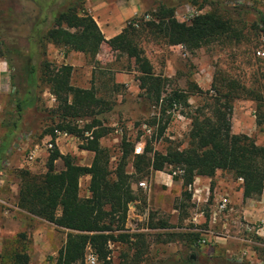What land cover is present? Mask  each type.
Here are the masks:
<instances>
[{"label": "rangeland", "instance_id": "374dc122", "mask_svg": "<svg viewBox=\"0 0 264 264\" xmlns=\"http://www.w3.org/2000/svg\"><path fill=\"white\" fill-rule=\"evenodd\" d=\"M58 1L65 0L54 2L0 0V60L5 66V73L0 77V137L3 134L6 137L8 134L6 131L10 125L9 120L14 115V106L10 102V94L13 92L9 80L11 72L4 60H10L16 71L27 57L32 56L31 58L35 59L41 48L38 46L35 50L33 44L28 42L30 26L38 20L41 10H45L44 15L48 18V12L57 7ZM217 1L235 13H240L237 21H233V28L239 33L236 39L220 40L203 46L192 54L180 46H166L159 38L148 32L139 34L135 39L153 73L170 80L165 90L177 89L186 92L187 103L191 108L202 105L211 95L209 91L211 78L217 71L221 76L228 75L242 82L250 81L255 65L258 64L256 61L260 59L255 51L264 52L261 46L263 38L255 36L248 29L249 24L255 20L254 11L264 14V0ZM121 2L130 8L131 14L122 21L120 31L127 27L132 19L136 18L140 24L150 21L151 18L144 21L142 17L144 15L150 17V13L160 4L173 7L174 18L184 23H188L195 15L213 11L211 6L213 0H121ZM83 8L88 13L86 1ZM241 10L243 12H240ZM97 19H100V14ZM101 25L103 24H100L99 30ZM252 45L256 48H252ZM44 51V58L51 64L69 65L72 68L70 75L72 86L82 89L92 87L96 97L105 101L110 108L97 115L100 128L105 131V135L98 143L110 156L109 170H112L119 155L121 138L134 144L135 154L141 153L146 141L150 142L153 150L159 152H163L169 144L178 149L186 146V133L189 129V120L184 114L186 109L170 112L168 116L166 114L167 117H163L168 120L163 134L158 138L154 127L147 126L148 118L155 115L157 109L153 108L137 89L135 78L138 73L132 59L112 52L104 44L93 60L76 52L65 54L63 49L50 44H45ZM261 59H264V56ZM33 92L36 95V106L34 111L29 110L23 114L24 127L7 138H4V135L0 138L5 142L6 149L0 156L4 162L2 168L6 169L1 174L5 176L9 171L16 179L17 185L16 172L20 169L34 175L45 172L46 159L51 151L46 148L49 137L45 131L56 122L53 118L55 107L53 96L43 87H36ZM179 111L183 113L180 114ZM253 113V102L244 99L234 100L230 113L231 132L247 135L257 146H264V124L257 127L254 124ZM76 123L82 127L84 123L89 122L81 120ZM90 135V132L83 133L86 139H90ZM68 136V139L57 140L56 149L63 155L73 157L78 165L88 166L92 153L80 149L83 140L69 134ZM33 151V161L27 162L28 154ZM5 163L11 164L12 168L7 170L8 166ZM54 169L55 171L61 169L59 160L54 162ZM170 170L179 169L169 168L164 172H150L147 177L136 178L130 186L135 199L128 204L124 227L127 233L144 235L145 240L140 249L144 255L138 264H187L188 256L192 257L193 264H264V232H261L260 236L246 235L239 225L245 218L258 227L262 219L261 210L264 207V189L258 198L243 199L241 185L234 177L230 173L216 172L211 179L203 177L201 181L195 182L197 187H203L201 185L205 183L208 193L203 191L200 197L197 194L199 204L196 205L191 200L192 192L187 190L189 199L185 198L181 182L175 180V177L171 179L167 176ZM126 171L132 172L130 163L126 166ZM139 182H144L145 188L139 187ZM87 185V177H81L78 182L79 197L88 196ZM223 195L230 202L228 211L219 215L214 224H209L213 200ZM3 210L9 208L0 204V212ZM16 215L19 226L16 229L10 228V234L3 239L2 244L7 243L9 248L17 246L16 236L24 233L26 238L19 243L22 246L19 248L28 255V264H39L41 261L42 264H52L49 259L54 258L62 247L65 232L24 211H16ZM187 235H196L195 241H191V237ZM109 247L111 264H117L120 256L121 263L134 264L130 259L137 250L129 249L128 245L121 243Z\"/></svg>", "mask_w": 264, "mask_h": 264}, {"label": "trees", "instance_id": "16d2710c", "mask_svg": "<svg viewBox=\"0 0 264 264\" xmlns=\"http://www.w3.org/2000/svg\"><path fill=\"white\" fill-rule=\"evenodd\" d=\"M85 1H58L57 7L48 12V18L44 15L45 10H41L38 20L30 26L28 40L35 50L38 46L41 48L39 54L35 59L27 57L16 71L10 60H4L11 72L9 80L13 92L10 94V102L14 106V115L9 120L5 138L24 127L23 114L29 110L34 111L36 106L33 89L43 87L53 96L55 103V125L45 131L49 140H53L54 130L66 132L83 140L80 149L92 153L90 164L80 166L73 157L59 153L54 147L48 153L44 173L34 175L24 169L18 170L16 207L65 232L62 247L54 258L49 259L52 264H83L86 246L95 255L96 264H111L109 246L118 243L137 250L130 260L138 264L144 255L140 251L144 235L127 233L124 227L128 204L135 199L130 186L136 178L147 177L150 172L178 168L182 175L179 179L175 177V180L181 182L182 194L189 199L187 187L195 178L211 179L216 172H226L235 180H242L240 189L243 199L258 198L262 193L264 146H257L247 135L233 134L230 113L234 100H249L254 103V124L257 127L264 124V59H261L264 52L255 51L260 59L256 61L258 64L255 65L250 81L242 82L228 75L221 76L217 71L211 78V95L202 105L191 108L187 103L186 92L165 90L170 80L153 73L135 39L139 34L148 32L166 46H180L192 54L199 48L220 40L236 39L239 33L233 28V21H237L240 13L213 0V11L195 15L188 23H184L174 18L173 7L160 4L150 13V21L142 24L139 22L136 29L128 25L117 35L105 40L95 21L83 8ZM254 17L255 20L249 24L248 29L255 36L263 38L261 46L264 48V14L254 11ZM45 44L63 49L65 54L80 53L90 60L94 59L104 44L112 52L132 59L138 73L135 78L137 89L157 109L156 114L148 118L147 126L154 127L158 138L163 134L168 120L163 117H167L170 112L186 109L184 114L189 120L186 146L178 149L169 144L163 152H159L153 150L150 142L146 141L141 153L135 154L134 144L121 138L119 155L112 170H109L110 156L98 143L105 131L100 128L97 115L110 108L105 101L96 97L92 87L82 89L72 86V68L48 62L44 58ZM252 48L256 47L252 45ZM81 120L89 123L79 127L76 122ZM84 132H90V139L83 137ZM5 150L3 141L0 143V156ZM57 160L61 162V169L55 171L54 162ZM128 163L132 168L131 173L126 171ZM85 176L89 177L88 196L79 197L78 182ZM187 236L191 237V241L196 239V235ZM16 238L17 246L9 248L7 243L2 244L0 264H28V255L19 248V243L26 235L20 233ZM121 261L120 256L117 264H123ZM186 263L193 264L191 257L186 258Z\"/></svg>", "mask_w": 264, "mask_h": 264}, {"label": "crops", "instance_id": "0c3cea01", "mask_svg": "<svg viewBox=\"0 0 264 264\" xmlns=\"http://www.w3.org/2000/svg\"><path fill=\"white\" fill-rule=\"evenodd\" d=\"M86 6L88 7V13L91 14V17L94 19L97 26L100 28V24H103L101 25L100 30L105 40H108L109 38L117 35L120 32V25L122 21L131 14L130 8L128 6L126 7L124 2H121V0H119L118 2L116 0H86ZM99 11H101V13H99ZM99 14L100 19H97V16H99ZM98 21L100 22L98 23ZM4 73L5 66L4 63L0 60V77H3ZM6 133H8V131H6ZM3 137L5 138V135ZM1 142H3L2 139H0V143ZM59 153L61 152L59 151ZM3 163V160H1L0 175H2L1 173L3 171H6V169L4 170V168H2ZM5 165L8 166L7 170L12 168V165L9 163H5ZM85 177H87L88 181L89 177ZM201 178L203 177L195 178L194 182L201 181ZM201 186H203V188H206L205 183ZM17 194V181L12 176V174L7 171L5 176H0V204H3L9 208V210H3L2 212H0V250L2 247L3 239L8 236V234H10V228L16 229V227L19 226L18 216L16 215V211H19L16 207ZM39 264H42V261L39 262Z\"/></svg>", "mask_w": 264, "mask_h": 264}, {"label": "built area", "instance_id": "2783aa9c", "mask_svg": "<svg viewBox=\"0 0 264 264\" xmlns=\"http://www.w3.org/2000/svg\"><path fill=\"white\" fill-rule=\"evenodd\" d=\"M142 19L144 21L149 20L150 17L149 15H144L142 17ZM137 23L138 20L135 18L133 20H131L128 25L131 27H137ZM53 135L54 138L53 140H49L46 144V148L47 150H52L55 147V144L57 142L58 139H68L69 136L66 132H60V131H53ZM34 159V151L30 152L27 156V162H31ZM182 175V171L181 170H170L169 173L167 174V176L169 178H174L177 176L181 177ZM236 181L241 184L242 180L240 178H237ZM138 186L141 188H145V184L144 182H139ZM188 192H192V202L196 203V205L199 204V199H197V194H199V197L201 196V193L206 192L207 193V189L203 188V187H197V185H195V182H192L188 187H187ZM208 194V193H207ZM214 204L212 206V210L210 211V215L208 218V222L209 224H214L216 222V219L218 218L219 215H223L228 211L230 202L228 200V198L226 196H218L216 197V199L214 198ZM261 214H262V219L259 221V225H257L258 227H256L255 223H250L247 221V219L243 218V221L240 223L239 225L242 228V230H244L246 235H256V236H260L261 232H264V207L261 210ZM201 243H203V241H200ZM241 242H244L243 240H241ZM96 257L93 254V252L91 251L89 246H86L85 248V253H84V260H83V264H96Z\"/></svg>", "mask_w": 264, "mask_h": 264}, {"label": "water", "instance_id": "95a60500", "mask_svg": "<svg viewBox=\"0 0 264 264\" xmlns=\"http://www.w3.org/2000/svg\"><path fill=\"white\" fill-rule=\"evenodd\" d=\"M192 258V257H191Z\"/></svg>", "mask_w": 264, "mask_h": 264}]
</instances>
